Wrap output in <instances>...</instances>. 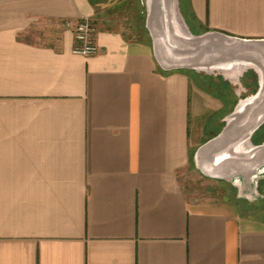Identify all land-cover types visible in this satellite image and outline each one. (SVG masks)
Returning a JSON list of instances; mask_svg holds the SVG:
<instances>
[{"label": "crops", "instance_id": "obj_1", "mask_svg": "<svg viewBox=\"0 0 264 264\" xmlns=\"http://www.w3.org/2000/svg\"><path fill=\"white\" fill-rule=\"evenodd\" d=\"M160 1L220 54L162 67ZM259 91L264 0H0V264H264Z\"/></svg>", "mask_w": 264, "mask_h": 264}, {"label": "water", "instance_id": "obj_2", "mask_svg": "<svg viewBox=\"0 0 264 264\" xmlns=\"http://www.w3.org/2000/svg\"><path fill=\"white\" fill-rule=\"evenodd\" d=\"M160 4L159 15L162 17V21L160 24L154 23L151 28L153 31L152 43L154 52L162 67L175 69L185 65L206 64L210 59L220 54V50L213 45L209 46L200 42V40L194 39L188 41L187 36H184L182 31L178 27L176 28V25L171 23V20H168L163 8V1H160ZM262 92L259 91L248 102L249 106L254 110L252 114L243 120L235 117L230 118L229 121L234 126H237L228 130V121L222 133L215 139L216 142L240 141L241 139L238 136H241L244 130L249 131V135L259 125L264 118V91Z\"/></svg>", "mask_w": 264, "mask_h": 264}, {"label": "built area", "instance_id": "obj_3", "mask_svg": "<svg viewBox=\"0 0 264 264\" xmlns=\"http://www.w3.org/2000/svg\"><path fill=\"white\" fill-rule=\"evenodd\" d=\"M73 52L79 55H93L98 52L94 39V28L89 18L83 17L73 26Z\"/></svg>", "mask_w": 264, "mask_h": 264}, {"label": "bare ground", "instance_id": "obj_4", "mask_svg": "<svg viewBox=\"0 0 264 264\" xmlns=\"http://www.w3.org/2000/svg\"><path fill=\"white\" fill-rule=\"evenodd\" d=\"M176 28H177V26H176ZM231 124L232 123L229 121V125H228V128H227L228 130H231L232 128H235L237 126V125L234 126L233 124L232 125ZM248 133H249V131L244 130V132L241 133V136H238V137H240L241 140H245L247 138Z\"/></svg>", "mask_w": 264, "mask_h": 264}, {"label": "rangeland", "instance_id": "obj_5", "mask_svg": "<svg viewBox=\"0 0 264 264\" xmlns=\"http://www.w3.org/2000/svg\"><path fill=\"white\" fill-rule=\"evenodd\" d=\"M252 109V108H251Z\"/></svg>", "mask_w": 264, "mask_h": 264}]
</instances>
